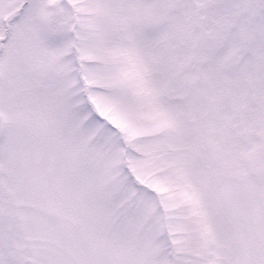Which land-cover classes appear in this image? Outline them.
Returning a JSON list of instances; mask_svg holds the SVG:
<instances>
[{"label": "snow or ice", "instance_id": "6c2138e0", "mask_svg": "<svg viewBox=\"0 0 264 264\" xmlns=\"http://www.w3.org/2000/svg\"><path fill=\"white\" fill-rule=\"evenodd\" d=\"M0 264H264V0H0Z\"/></svg>", "mask_w": 264, "mask_h": 264}]
</instances>
